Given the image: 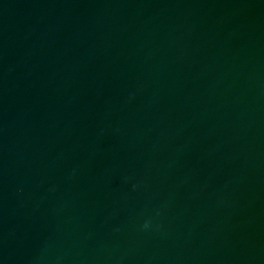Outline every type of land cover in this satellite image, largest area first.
I'll list each match as a JSON object with an SVG mask.
<instances>
[{"label":"water","instance_id":"obj_1","mask_svg":"<svg viewBox=\"0 0 264 264\" xmlns=\"http://www.w3.org/2000/svg\"><path fill=\"white\" fill-rule=\"evenodd\" d=\"M0 264H264V0H0Z\"/></svg>","mask_w":264,"mask_h":264}]
</instances>
